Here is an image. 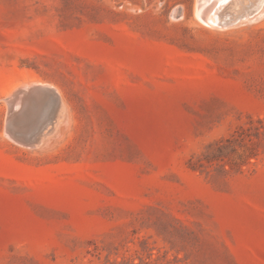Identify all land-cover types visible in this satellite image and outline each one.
I'll list each match as a JSON object with an SVG mask.
<instances>
[{"label":"rangeland","instance_id":"obj_1","mask_svg":"<svg viewBox=\"0 0 264 264\" xmlns=\"http://www.w3.org/2000/svg\"><path fill=\"white\" fill-rule=\"evenodd\" d=\"M263 3L0 0V264H264Z\"/></svg>","mask_w":264,"mask_h":264},{"label":"water","instance_id":"obj_2","mask_svg":"<svg viewBox=\"0 0 264 264\" xmlns=\"http://www.w3.org/2000/svg\"><path fill=\"white\" fill-rule=\"evenodd\" d=\"M21 98V105H44V104H51L54 107V117L57 118L59 116V106L58 103V95L56 91L50 86H34L30 89H25L20 93ZM19 95V96H20ZM17 97V95H16ZM20 98V97H19ZM14 103H17L14 101ZM12 123V122H11ZM9 132L14 137L15 140L19 142H24L26 144H36L41 140V135L38 136H30L28 138L15 133L14 130L10 127Z\"/></svg>","mask_w":264,"mask_h":264},{"label":"bare ground","instance_id":"obj_3","mask_svg":"<svg viewBox=\"0 0 264 264\" xmlns=\"http://www.w3.org/2000/svg\"><path fill=\"white\" fill-rule=\"evenodd\" d=\"M201 1L203 2V1H205V0H201ZM214 1H216V0H214ZM217 1H218V0H217ZM238 1H239V0H238ZM198 2H199V1H198ZM214 3H216V2H214ZM214 3H213V4H214ZM218 3H219V2H218ZM238 3H239V2H238ZM242 3H243V2H242ZM248 3H249V2H248ZM198 5H199V4H198ZM236 5H237V3H236ZM241 5H242V4H241ZM256 5H258V4H257V3H254V4H251V5L247 6V7L250 8L251 6H253L254 8H256V7H255ZM263 5H264V3H263ZM263 5H262V7H263ZM208 6H209V5H208ZM238 6H239V5H238ZM199 7L202 8V7H203V4L200 5ZM199 7H198V8H199ZM212 7H213V6H212ZM240 7H241V6H240ZM248 8H247V9H248ZM254 8H251L252 10H248V11H247V10L244 9V7H243V8H241V9L239 10V11H240L239 13H237L236 15L233 16V19H231V21H228V22H227V20H226V22H227V23H229V22L231 23L232 21L239 20V19L243 18L244 16L251 15V14L255 11ZM232 9L235 10V7H234V8L232 7ZM232 9H231V10H232ZM225 10H226V9H225ZM225 10H224V11H225ZM227 10H228V9H227ZM198 11H199V10H198ZM214 11H216V10H214ZM217 11H218V10H217ZM236 11H238V9H237ZM205 12H206V11H205ZM205 12H204V13H205ZM196 13H197V12H196ZM206 13H207V12H206ZM206 13H205V14H206ZM216 13H217V12H216ZM227 13H228V12H227ZM258 13H259V11H258ZM207 14H209V13H207ZM202 16H203V15H202ZM214 16H215V15H214ZM210 17H211V16H210ZM231 17H232V16H231ZM255 17H256V16H255ZM201 18H202V17H201ZM212 18H213V17H212ZM248 18H249V17H248ZM217 19H218V17H217ZM206 20H207V19H206ZM210 20L215 21V19H209V21H210ZM207 21H208V20H207ZM209 21H208V22H209ZM216 21H217L218 23L220 22L219 20H216ZM223 21H224V20H222V22H223ZM240 21H241V20H240ZM240 21H239V22H240ZM203 23H204V22H203ZM210 23H212V22H210ZM228 26H229V25H228ZM232 26H233V25H232ZM229 27H230V26H229ZM39 84H40V83H39ZM35 85H38V83H37V82H33V83L28 82V83H26V84H22V85L18 86L17 88H21V90H22V89L25 90L26 88H30V87L35 86ZM42 85H43V84H42ZM17 88H15L12 92H14ZM12 92H11V93H12ZM15 96H16V95H15ZM12 97H13V96H12ZM10 100H11V99H10ZM16 102H17V101H16ZM17 103H18V102H17ZM16 105H17V104H16ZM12 107H13V106H12ZM22 125H23V124H22ZM23 127H24V126H23ZM40 127H41V126H40Z\"/></svg>","mask_w":264,"mask_h":264}]
</instances>
